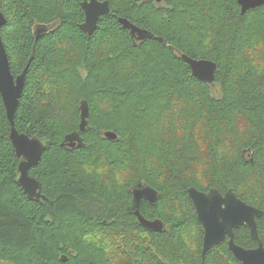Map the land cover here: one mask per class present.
<instances>
[{
    "label": "trees",
    "instance_id": "obj_1",
    "mask_svg": "<svg viewBox=\"0 0 264 264\" xmlns=\"http://www.w3.org/2000/svg\"><path fill=\"white\" fill-rule=\"evenodd\" d=\"M80 1L0 0L11 75L28 65L14 127L45 146L29 171L41 198L30 200L0 97V260L241 264L226 242L201 259L203 228L186 190L231 189L264 213V6L241 15L236 0H98L110 13L89 37L78 28ZM117 18L163 44H134ZM37 26L47 27L38 39ZM180 54L214 62L213 85L192 77ZM81 101L85 148L60 147L78 131ZM142 185L159 199L142 201L140 213L165 224L149 241L130 193ZM256 227L264 247V215ZM234 242L256 247L246 227Z\"/></svg>",
    "mask_w": 264,
    "mask_h": 264
},
{
    "label": "water",
    "instance_id": "obj_2",
    "mask_svg": "<svg viewBox=\"0 0 264 264\" xmlns=\"http://www.w3.org/2000/svg\"><path fill=\"white\" fill-rule=\"evenodd\" d=\"M155 1L159 2L161 0ZM236 3L240 8L241 15L249 10L264 6V0H236ZM80 8L84 13V22L78 28L90 37L96 30L99 19L110 13L108 2L81 0ZM118 23L123 29L128 30L130 37L135 38L136 41L154 40L163 44L162 38L154 36L147 30L138 28L125 18H119ZM4 24L5 18L0 11V30ZM46 29L45 26H37L36 39L43 35ZM180 58L188 65L192 77L208 85H213L217 70L214 62L206 59H193L185 54H180ZM27 69L28 65L16 77L11 75L8 58L0 38V97L10 125L9 140L15 155L20 159L17 168V183L28 199L38 201L41 198V186L36 179L29 175V171L37 166L45 146L41 140L19 133L14 127V116L24 88ZM88 115V105L86 101H81L79 104L78 131L67 134L60 143V147L66 145L69 148H85L80 133H84L89 129ZM104 137L113 141L116 135L112 132H106ZM186 193L193 205L196 220L203 228L201 259H204L213 247L227 240L228 251L239 263L264 264V247L256 227V220L263 217V211L241 201L231 189L222 194L215 188L199 191L190 187L186 190ZM131 196L137 207L134 216L139 225L144 230L152 233L163 232L165 224L161 220H147L138 210L141 200L155 204L159 199L158 192L148 185H142L141 188L132 190ZM240 227L248 229L250 239L256 244V247L245 249L235 244L234 231ZM61 261H66L65 256H62Z\"/></svg>",
    "mask_w": 264,
    "mask_h": 264
},
{
    "label": "flooded vegetation",
    "instance_id": "obj_3",
    "mask_svg": "<svg viewBox=\"0 0 264 264\" xmlns=\"http://www.w3.org/2000/svg\"><path fill=\"white\" fill-rule=\"evenodd\" d=\"M147 1V0H146ZM155 4H160L161 3V1H159V2H157V1H155V0H152ZM80 3H81V1H80ZM117 20H118V18H117ZM84 22V13H83V21L80 23V24H82ZM34 30L36 31V28H34ZM129 33V32H128ZM133 43L134 44H136V43H139L140 44V42L139 41H136L135 40V38H133ZM64 147H66V148H69V147H67L66 145L64 146ZM74 148H76V147H71L70 149H74ZM78 149V148H77ZM142 187V186H141ZM140 187V188H141ZM135 188H132L131 190H130V193H131V191L132 190H134ZM132 197V196H131ZM132 200H133V198H132ZM39 201V200H38ZM142 201H144V202H146L148 205H152L151 203H149V202H147V201H145V200H141L140 202H139V204L142 202ZM133 202H134V200H133ZM134 204H135V202H134ZM138 208H139V205H138ZM137 209V207H136V204H135V210ZM134 210V211H135ZM139 210V209H138ZM134 211H133V216H134ZM140 212V211H139ZM141 214V213H140ZM142 215V214H141ZM143 216V215H142ZM135 217V216H134ZM145 218V217H144ZM135 219H136V217H135ZM146 219V218H145ZM157 219V218H156ZM137 220V219H136ZM154 220V219H153ZM138 222V221H137ZM145 237L146 238H148V241L150 240V237H151V234H152V232H150V231H148V230H145ZM226 243H227V240L225 241ZM227 245V244H226Z\"/></svg>",
    "mask_w": 264,
    "mask_h": 264
},
{
    "label": "rangeland",
    "instance_id": "obj_4",
    "mask_svg": "<svg viewBox=\"0 0 264 264\" xmlns=\"http://www.w3.org/2000/svg\"><path fill=\"white\" fill-rule=\"evenodd\" d=\"M112 262H113L114 264H124V263H123V260L121 259V257H120V258L113 259ZM0 264H9V263L0 260Z\"/></svg>",
    "mask_w": 264,
    "mask_h": 264
}]
</instances>
